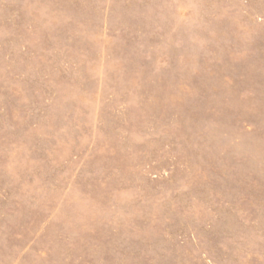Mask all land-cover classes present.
Wrapping results in <instances>:
<instances>
[{
  "label": "rangeland",
  "instance_id": "1",
  "mask_svg": "<svg viewBox=\"0 0 264 264\" xmlns=\"http://www.w3.org/2000/svg\"><path fill=\"white\" fill-rule=\"evenodd\" d=\"M0 264H264V0H0Z\"/></svg>",
  "mask_w": 264,
  "mask_h": 264
}]
</instances>
